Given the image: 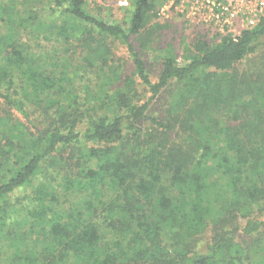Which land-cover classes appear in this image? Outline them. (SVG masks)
<instances>
[{
  "label": "trees",
  "instance_id": "16d2710c",
  "mask_svg": "<svg viewBox=\"0 0 264 264\" xmlns=\"http://www.w3.org/2000/svg\"><path fill=\"white\" fill-rule=\"evenodd\" d=\"M158 1L132 0L124 28L86 0H0V264H264V18L195 32L153 80L131 37L162 26ZM41 39L105 67L111 116L36 64Z\"/></svg>",
  "mask_w": 264,
  "mask_h": 264
},
{
  "label": "rangeland",
  "instance_id": "374dc122",
  "mask_svg": "<svg viewBox=\"0 0 264 264\" xmlns=\"http://www.w3.org/2000/svg\"><path fill=\"white\" fill-rule=\"evenodd\" d=\"M164 5L165 0L158 1V12L160 8L165 7ZM86 10L108 24H120L122 27L127 28L133 6L132 0H86ZM158 12V20H153L151 25L154 26L156 22H160L159 24L162 26L149 39V43L143 44V35L131 37V42L141 54L153 80L156 79L158 74L160 56L165 53H171L177 62L185 63L186 60L183 61V59L187 54L183 49L194 39L195 32L203 33L198 27L185 22L179 13H173L170 17H166L159 15ZM210 39L211 37L208 36L207 40ZM104 40L110 50L109 58L114 60L116 66H123L126 73L130 74L132 72L131 61L122 43L114 38ZM210 42L215 43L217 40H210ZM72 43L73 45L70 48L64 49L65 45L62 47L55 42H47L41 39L40 47H34L33 45L32 52L37 60L35 61L36 64L43 70L54 72L60 82L64 76L72 78L67 86L72 89L80 112L85 114L87 107L99 105L98 114L111 116L112 114L102 108L101 102L96 99L98 95L101 97L107 90V86L104 83L105 77L99 75L104 71L105 67L101 68L100 62L94 59V56L90 59L92 62L89 66L87 55L79 53L76 46L77 42ZM64 98L67 97L65 96ZM143 98L145 100L146 97ZM81 124L84 126L86 122L84 121ZM82 146L86 150L87 144H82ZM22 195L23 193H19L18 197H22ZM67 201L76 204L78 198L69 196Z\"/></svg>",
  "mask_w": 264,
  "mask_h": 264
},
{
  "label": "built area",
  "instance_id": "2783aa9c",
  "mask_svg": "<svg viewBox=\"0 0 264 264\" xmlns=\"http://www.w3.org/2000/svg\"><path fill=\"white\" fill-rule=\"evenodd\" d=\"M159 15L179 13L185 22L216 40L238 36L264 18V0H165Z\"/></svg>",
  "mask_w": 264,
  "mask_h": 264
}]
</instances>
